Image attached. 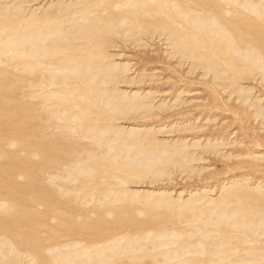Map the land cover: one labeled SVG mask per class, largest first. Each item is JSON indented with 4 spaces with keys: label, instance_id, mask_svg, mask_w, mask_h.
I'll list each match as a JSON object with an SVG mask.
<instances>
[{
    "label": "bare ground",
    "instance_id": "obj_1",
    "mask_svg": "<svg viewBox=\"0 0 264 264\" xmlns=\"http://www.w3.org/2000/svg\"><path fill=\"white\" fill-rule=\"evenodd\" d=\"M214 108L264 131V0H0V264H264V151ZM205 154L247 170L159 184Z\"/></svg>",
    "mask_w": 264,
    "mask_h": 264
},
{
    "label": "rangeland",
    "instance_id": "obj_2",
    "mask_svg": "<svg viewBox=\"0 0 264 264\" xmlns=\"http://www.w3.org/2000/svg\"><path fill=\"white\" fill-rule=\"evenodd\" d=\"M151 49H153V50H151ZM145 52H146V50H145ZM145 52H144V50L143 51L140 50V49L137 50L136 48L133 49V50H129V49L127 50L126 49V51H125L126 54L124 53V56L125 57L126 56L127 57L131 56L132 57V60H134V61H131V63L135 64V61L137 62V58L140 57V56H143L145 54ZM147 52L150 53V54H152V55H154V56H156L157 54H160L161 53L159 45H154L153 47H149L147 49ZM160 58L162 60V57L161 56H160ZM165 64L166 63L164 61L162 63L161 62H158V63L156 62L154 65L156 67L155 72L158 73L161 77H164L165 75H168V74L171 75V78H169V79L167 78L168 80H165L164 79V80L159 81V83H161V84L164 83V84H162V86L164 85L163 87H166L165 88L166 91H164V94L166 96H169L170 94H172V89H171L172 87H171V85L173 84V86H174V84H178V82H181L182 83V82H184L186 80V78H185V76H183L179 72L181 70V66L180 67L179 66H176V71L174 72V74L173 73L171 74V72L169 70L167 71L166 69H164ZM134 67H133V69H134ZM188 77H190V79H193V83L190 86V88H191L190 91L191 92H185V93H183L184 95L182 94L184 97H188V96H192V95L193 96H199V95L200 96H203L204 94H206L207 91H205V88L203 89V87H205V86H203V83L198 80L199 78L196 79L195 74L189 75ZM165 82H166V84H165ZM169 86H170V89H169ZM167 89H169V90H167ZM199 101L200 100L195 99V100H192L191 102H189V104H184V105L186 106V108H189L191 110L190 112H196V110H199V109L195 106V103L196 102L198 103ZM184 105H183V108L185 107ZM214 109L211 110V112L213 111L212 114H213L214 118L216 116V118H217V120L215 119L216 122L219 121L218 122V125H220V123H221V125H224L226 127V131H233L232 132L233 134L230 135V138H233V137L236 138L237 135L238 136L239 135L241 136L242 134H243L242 137L243 136L244 137L246 136L245 138L243 137V139H242V137H237L239 139H242L241 142H240L242 144H240L238 141H236V143H235L236 146H235L234 143L233 144H229L231 147L229 145H225L226 150L227 149L228 150H230V149L232 150V148H233V150L234 149H236V150L238 149V151H242L243 149L245 150V148L249 147L250 144H251V146L253 145V142L251 141V139L257 137V139H258V146H259V147L258 146L257 147L260 150H263L264 151V137H263L264 136V131H262V130H260V131H254L253 129H250V128H253L255 126L254 125V122H252L250 119L243 120V121L241 120L240 121V118L239 117H236L235 118V116H233L229 111L227 112L225 110V112H223L222 110H218V109H215L214 110ZM206 113H208V112L204 111V113H202V115L204 116V118L199 113V115L202 116V117H198V119L199 120L203 119V121H205L204 119L207 118L205 116ZM185 118H187V117H185ZM209 124H211V123L209 122ZM218 125H216V128L219 127ZM207 128H208V126H206L205 128H200V129H196V130L188 131V132L203 133ZM210 129H212V128H210ZM239 139H237V140H239ZM245 139H247V140H245ZM237 142H238V144H237ZM234 146L236 148H234ZM225 147H223L224 150H225ZM205 155H207L206 156L207 159H204V160L198 162L199 164H201L200 166L203 165V167H205L204 169L202 168L203 170H201L199 174H196L194 172L193 173H190L191 174V175L189 174L190 176L189 175H186L185 176L184 175L185 173L182 174V175L181 174H178L177 176H175L173 178V180L171 179L172 181L171 180H166V181L164 180L163 182L162 181L159 182V184H161V185H167V186L171 187V189L173 188L172 190H173V193H174L175 191L178 192L180 189L189 188L190 185H192V184L194 185L195 183H198V184H195V185H201L202 182L203 183L205 182V184H209L210 183V185L211 184H216V182L218 183L222 178H226L229 175H232L233 173L234 174H237V173H240L241 171L247 170L246 168H235V167H233V164H235V163L238 162L237 159L239 160V157L238 158H233V159H228L227 160V159H224L225 157H221V156L219 157L218 155H214V156H213V154H210V155L209 154H205ZM242 157H244V156H240V159H242ZM263 164L264 163H262V165ZM261 169H262V171H259V172L254 171V172H252L251 173L252 176L253 175L254 176L256 175L257 177H259L261 175L263 176L264 174H262V173H263V170H264V165H263V167H261ZM145 188H148V186L145 187Z\"/></svg>",
    "mask_w": 264,
    "mask_h": 264
}]
</instances>
